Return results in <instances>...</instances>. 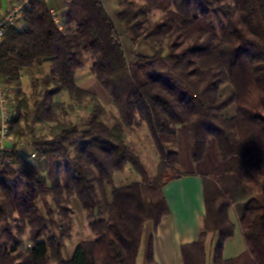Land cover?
Instances as JSON below:
<instances>
[{
  "label": "trees",
  "instance_id": "obj_1",
  "mask_svg": "<svg viewBox=\"0 0 264 264\" xmlns=\"http://www.w3.org/2000/svg\"><path fill=\"white\" fill-rule=\"evenodd\" d=\"M139 1L123 0L118 20L133 45L156 48L152 57L129 59L102 0H63L59 15L31 0L22 29L8 30L0 42V76L8 82L20 81L34 63L52 64L32 95L15 93L16 146L0 152V264H137L146 224L158 225L169 213L163 188L178 174L165 160L181 125L195 163L210 138L222 155L204 179L206 215L199 240L182 249L185 264H207L209 233L218 234L213 264H264V0ZM155 11L163 18L148 26ZM88 58L120 123L109 126L97 97L77 86ZM60 94L68 101L55 102ZM84 104L94 111L77 123L69 119ZM232 105L236 115L227 118ZM46 124L48 132L37 134L36 126ZM142 124L162 159L154 179L126 143ZM22 143L40 161L30 163L17 148ZM129 165L141 181L117 186L116 174ZM72 197L94 237L80 240L65 260L74 238ZM231 209L246 250L225 259L235 234Z\"/></svg>",
  "mask_w": 264,
  "mask_h": 264
},
{
  "label": "crops",
  "instance_id": "obj_2",
  "mask_svg": "<svg viewBox=\"0 0 264 264\" xmlns=\"http://www.w3.org/2000/svg\"><path fill=\"white\" fill-rule=\"evenodd\" d=\"M13 1L15 0H0V9L2 11L7 10ZM102 1L108 16L122 36V40L123 35H126L125 38H127L129 44L134 47L133 55H128L129 59L132 60L135 54L148 57L154 56L157 52L155 47L145 43L133 45L128 35L124 34L126 33L125 25L118 20V15L122 10L123 0ZM47 5L56 15H59L64 11L63 0H48ZM91 67L92 61L88 58L86 65L78 70L76 74L77 86L80 89L95 95L101 106L106 110L107 107L101 97L107 98L109 100L108 104L110 102L112 104V99L92 74ZM51 71V63H34L31 66L24 68L21 71L20 81L11 82L14 94L17 91H22L27 95L33 94L36 87L40 88V79L45 76H50ZM103 94H105V96ZM108 100H106V102ZM54 101L62 103L68 101V98L65 94H60L55 96ZM225 115L227 118L235 117L236 106H230L225 111ZM1 146L3 147V150L10 151L14 149L16 143L12 141L3 142ZM17 148L20 152L26 155L33 153L32 148L29 152L22 151L21 144L17 145ZM168 151L170 159L169 165L171 168H175L176 173L178 174V177L171 180L163 188L169 207V213L162 218L158 225H155L153 222L146 224L137 264H148L150 256L152 257L154 264H185L182 249L184 246L196 243L199 240L203 227V218L206 215L204 179L209 177L211 173L218 169L222 164L220 148L214 138L208 140L204 159L198 163H195L192 160L189 132L186 125H181L177 128L176 142L169 147ZM72 199L75 200L74 212L78 213L80 224L77 220L75 221L78 237L76 236L72 240L66 242L67 246L64 250L65 260H70L74 256L76 245L80 240L92 239L94 237L80 201L76 197H72ZM48 202L51 204L49 199ZM229 215L232 223L235 225L234 235H236L238 232H241L238 216L235 218L234 214L231 212ZM81 228L85 234L82 237L79 232ZM232 239L233 238H230L226 241L224 254L226 253L228 242ZM70 242H73L72 249L69 248ZM213 245V239H210L206 244L207 264L213 262L212 259L215 250ZM237 251L238 249L236 250V254H229V256H224V258L232 259L245 252L244 248L243 250H240L241 252Z\"/></svg>",
  "mask_w": 264,
  "mask_h": 264
},
{
  "label": "rangeland",
  "instance_id": "obj_3",
  "mask_svg": "<svg viewBox=\"0 0 264 264\" xmlns=\"http://www.w3.org/2000/svg\"><path fill=\"white\" fill-rule=\"evenodd\" d=\"M127 1H130V0H127ZM133 1H135V3L137 5L141 4V1H139V0H133ZM125 3H126V1L123 3V5H125ZM162 18H163L162 14L158 11H155L154 13H152L150 15V20L147 23V25L151 26L155 22L162 20ZM124 34H126V33H124ZM125 37H126V35H123L124 44L126 45V48H125L126 52L128 55H133L134 47L129 44L128 39ZM145 44L153 46L150 43H145ZM230 89H231L230 87H227V88H225L224 92H228V90H230ZM10 93L15 98V94L13 92V86L10 90ZM103 95L105 96V94H103ZM101 98H103L104 104L107 107V109L105 110L106 112L103 115V120L109 126H113L116 123H120V118H119L118 112L114 108L113 104H111V102L108 104L109 100L107 98H104V97H101ZM106 100H108V101L106 102ZM93 111H94V109H93L92 105L84 104V105H81L80 107H78L76 112L73 113L69 119H71L75 123H77L79 121V119L84 118V117L85 118L88 117L89 114H91ZM66 120H67V118H66ZM36 129H37V134H42V132L47 133L49 130V125L48 124L37 125ZM11 141L16 143V141L14 140L13 137H12ZM126 143L134 153H136L137 155H139L141 157V160H142V162H143V164H144V166H145V168L149 174V177L151 179H154L159 172V165L162 163V159L159 156L157 149L155 148L154 141L151 137V134H150L147 126L145 124L139 125L135 128L134 131L129 132L127 134V137H126ZM21 150L24 152H29L31 150V147L27 143H22L21 144ZM31 154H29V155H31ZM29 155H27V156H29ZM165 162L170 163L169 155L167 156ZM172 173L176 174L175 168H173ZM115 181H116V185L121 187L124 185L139 182V181H141V178L134 172V170L132 169V166L129 165L125 169V171H123L122 173L116 174V180ZM110 191H111V189H110ZM48 199L51 202L50 205L53 206L52 197H49ZM74 203H75V200L71 198L70 199V205L73 209V217L75 218V220H74V237H76V236L78 237V231L76 230L75 221L77 220V222L80 224V219H79L78 213L74 212ZM42 209L47 214L44 207H42ZM230 212L234 214L235 218H237V213H236L235 209H231V211H229V213ZM47 216L50 219V216L49 215H47ZM229 217H230V215H229ZM57 218H58V216H57ZM79 232H80L81 237L85 235L82 228L79 230ZM232 238L233 239L230 242H228V244H227V250H226V253L224 254L225 257L229 256V254H236L237 249H238V251L243 250V248H244V251L246 249L245 242L243 241L241 232H238ZM210 239H213V242H214L213 247L215 248L217 245V242H218V234L217 233H209L207 236V239H206V244L210 241ZM27 245H28V243L25 242V246H27ZM72 247H73V242H70L69 248L72 249ZM211 264H213V262Z\"/></svg>",
  "mask_w": 264,
  "mask_h": 264
},
{
  "label": "built area",
  "instance_id": "obj_4",
  "mask_svg": "<svg viewBox=\"0 0 264 264\" xmlns=\"http://www.w3.org/2000/svg\"><path fill=\"white\" fill-rule=\"evenodd\" d=\"M30 1L31 0H15L7 10L2 11L0 9V42L5 38L8 30L12 28L22 29L24 14ZM42 1L48 2V0ZM56 21L62 29L60 20L57 19ZM11 88L12 83L2 79L0 76V152L4 151L1 146L2 143L12 140L10 127L12 115L15 112L16 100L10 93ZM26 158L30 163L35 164L40 160L41 156L32 153Z\"/></svg>",
  "mask_w": 264,
  "mask_h": 264
}]
</instances>
